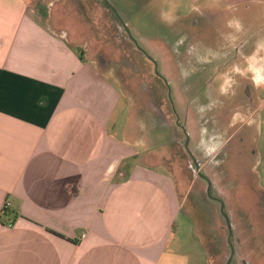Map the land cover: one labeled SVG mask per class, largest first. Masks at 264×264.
Masks as SVG:
<instances>
[{
    "label": "crops",
    "instance_id": "0c3cea01",
    "mask_svg": "<svg viewBox=\"0 0 264 264\" xmlns=\"http://www.w3.org/2000/svg\"><path fill=\"white\" fill-rule=\"evenodd\" d=\"M144 1L186 30L165 134L46 10L0 0V264H216L221 231L264 264V0Z\"/></svg>",
    "mask_w": 264,
    "mask_h": 264
},
{
    "label": "rangeland",
    "instance_id": "374dc122",
    "mask_svg": "<svg viewBox=\"0 0 264 264\" xmlns=\"http://www.w3.org/2000/svg\"><path fill=\"white\" fill-rule=\"evenodd\" d=\"M32 1L35 6H41L46 10V18L53 25L54 31L84 50L102 71L118 83L122 92L131 101L133 123H145L148 131L153 130L154 133L159 131L164 134L165 130L162 127L156 128L155 119L162 117L165 122L167 118V122L172 123L175 115H178L179 123L183 124L184 102L181 101V108H176L180 115L176 109L174 113L172 108L174 93L170 86L180 88V92L183 90L181 84L185 83V72L179 70L186 68V62H174L166 55L176 48L181 50L180 52H186L183 41L186 39V30L164 27L158 22L157 15L149 12V6L142 12L141 3L145 2L144 0H106L114 6L117 15L104 0ZM119 18L129 28L135 42L128 37ZM160 36L164 39L171 38L176 44L163 45ZM145 54L154 59L156 70L153 62ZM177 63L180 66H176ZM123 104L124 102L120 104L115 114L117 129L129 117V111ZM144 111L147 113L146 120H143ZM184 138L182 135V139ZM224 233L225 231H221V236L214 241L219 250L216 264H225L230 254L229 245L225 244ZM236 255L230 264H242L238 263L240 255ZM259 255L264 257V254Z\"/></svg>",
    "mask_w": 264,
    "mask_h": 264
},
{
    "label": "water",
    "instance_id": "95a60500",
    "mask_svg": "<svg viewBox=\"0 0 264 264\" xmlns=\"http://www.w3.org/2000/svg\"><path fill=\"white\" fill-rule=\"evenodd\" d=\"M104 2H105V3L110 7V9L116 14V9L114 8V6L111 5V4H110L108 1H106V0H104ZM116 15H117V14H116ZM119 19H120V18H119ZM120 22H121V24H122V26H123L125 32L127 33L128 37H129L131 40L134 41V38L132 37L129 28L126 26V24H125L124 22H122L121 19H120ZM134 42H135V41H134ZM135 44H136V43H135ZM136 47H137L138 49H141L137 44H136ZM145 55L147 56V58H148L149 60H151V61L153 62L154 66H155V70H156V62L154 61V59L151 58L148 54H145ZM228 225H229V224H228ZM232 256H233V250L231 249L230 254H229V256H228V258H227L225 264H230V261H231V259H232Z\"/></svg>",
    "mask_w": 264,
    "mask_h": 264
},
{
    "label": "built area",
    "instance_id": "2783aa9c",
    "mask_svg": "<svg viewBox=\"0 0 264 264\" xmlns=\"http://www.w3.org/2000/svg\"><path fill=\"white\" fill-rule=\"evenodd\" d=\"M9 206V202H6L5 204H4V207H3V211H5L6 210V208ZM10 225V224H9Z\"/></svg>",
    "mask_w": 264,
    "mask_h": 264
},
{
    "label": "trees",
    "instance_id": "16d2710c",
    "mask_svg": "<svg viewBox=\"0 0 264 264\" xmlns=\"http://www.w3.org/2000/svg\"><path fill=\"white\" fill-rule=\"evenodd\" d=\"M108 6V5H107ZM142 52H143V50L142 49H140ZM145 53V52H144Z\"/></svg>",
    "mask_w": 264,
    "mask_h": 264
}]
</instances>
